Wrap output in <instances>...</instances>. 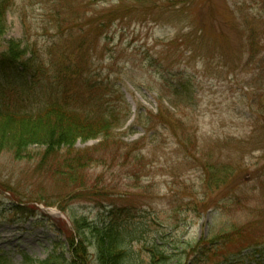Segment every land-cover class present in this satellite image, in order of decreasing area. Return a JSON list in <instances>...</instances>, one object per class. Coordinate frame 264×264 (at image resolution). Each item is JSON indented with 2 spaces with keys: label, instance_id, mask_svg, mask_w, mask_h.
Wrapping results in <instances>:
<instances>
[{
  "label": "rangeland",
  "instance_id": "374dc122",
  "mask_svg": "<svg viewBox=\"0 0 264 264\" xmlns=\"http://www.w3.org/2000/svg\"><path fill=\"white\" fill-rule=\"evenodd\" d=\"M2 2L0 54L9 45L26 53L37 77L8 71L0 100L37 110L52 100L59 73L82 114L114 108L130 116L106 137L77 142L98 151L89 181L75 191L40 166L46 146L33 144L20 157L0 146V253L10 263L27 264L28 256L69 264L75 219L104 224L111 208L128 231L134 264L148 260L153 246L167 251L170 264H192L189 247L231 224L241 241L264 232L254 211L264 201V0ZM251 35L260 44L255 56ZM71 71L86 77L71 80ZM181 84L188 87L174 108L162 97ZM246 245L233 240L225 249ZM88 247L74 264L95 263Z\"/></svg>",
  "mask_w": 264,
  "mask_h": 264
},
{
  "label": "trees",
  "instance_id": "16d2710c",
  "mask_svg": "<svg viewBox=\"0 0 264 264\" xmlns=\"http://www.w3.org/2000/svg\"><path fill=\"white\" fill-rule=\"evenodd\" d=\"M4 6L3 2L0 3V30L2 31L3 28L5 29V22L3 21H5L6 11ZM193 30H195L193 33L195 35L196 28ZM198 30H201V28ZM247 31L249 30L247 29ZM2 33L0 32V34ZM250 40L252 54L254 56L260 54V44L255 36L251 35ZM192 46L193 50L196 51L195 46L193 44ZM9 48L10 50L0 54V66L7 69L5 71L0 70V95L2 96L8 95L7 91H9L4 85L5 79L8 77V71L12 73L16 71L25 80L34 81L37 77L34 73L35 70L32 71L34 68L29 65L30 62L26 61L28 59H24L26 53L14 51L13 45H9ZM69 65H71V62ZM72 65L75 66L74 63ZM70 73L72 74L70 75L71 80L75 76L86 77L83 73H74L73 71ZM61 76L59 73L54 74L53 81L50 82L53 98L48 102H44L43 106L37 107V110L30 111L14 106L12 102L5 103L0 100V146L7 145L15 152L17 157L28 153L29 146L33 144L46 146L40 166L48 171L51 176H59L58 180L66 183L64 187L66 190L75 191L89 181L88 165L96 159V152L98 151L95 146L79 148L77 142L80 139L106 137L110 135L111 130L124 125L130 116L129 112L121 116V114L116 113L114 108L101 111L100 116L90 112L82 114L73 104L77 100V95H74V92L69 89L67 76L62 78ZM89 79V77L86 78V84H89ZM94 85L96 86L97 83L94 82ZM43 86L49 87L44 82L40 87ZM90 87L92 86L90 85ZM187 87V84L174 86L171 96L163 95L165 97H162V99L170 103L172 107H178L180 103L175 100V97L178 98L181 94H184L183 91ZM30 96L31 94L28 97ZM48 156L50 157L47 159ZM259 188L264 189V186L261 185ZM233 193H236L234 189L229 191V194L234 197ZM239 195L242 194L236 193L235 200L238 197L241 198ZM245 199L249 201L252 196L248 198L245 196ZM234 202V204H246L245 201ZM103 203L100 202L99 204L102 205ZM246 205L250 204L247 203ZM17 208L22 209L23 212L31 211L28 207L17 206ZM62 211L64 210L62 209ZM254 211L257 218L262 215L263 219L264 201L259 199ZM109 212L111 219L104 224L89 221L87 218L75 219L74 228L70 232L71 249L75 256L80 253L86 254L89 251L88 245L90 246L91 243L96 257L95 263L92 264H134L127 253V247H129L128 231L120 224L119 212L116 208H111ZM238 227L237 224H231L218 235L211 234L202 238L194 246H190L189 248L194 251L192 264H264V232L254 237L251 235L244 242L241 241L240 228ZM227 229L230 230L226 231ZM233 240L247 243V245L236 250L227 251L225 248ZM75 256L69 264H74L76 261ZM169 256L165 249L153 246L149 253V259L137 264H170ZM25 261L27 264H60L57 261L51 262V259L35 262L28 256H25ZM0 264L12 263H10V258L6 254L0 253ZM80 264H88V262L84 261Z\"/></svg>",
  "mask_w": 264,
  "mask_h": 264
}]
</instances>
